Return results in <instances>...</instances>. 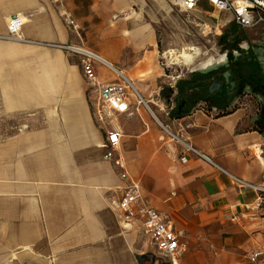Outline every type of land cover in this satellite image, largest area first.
Listing matches in <instances>:
<instances>
[{
    "label": "crops",
    "instance_id": "obj_1",
    "mask_svg": "<svg viewBox=\"0 0 264 264\" xmlns=\"http://www.w3.org/2000/svg\"><path fill=\"white\" fill-rule=\"evenodd\" d=\"M82 2L0 0V53L24 57L15 50L28 42L73 44L94 52L78 43L77 32L62 15L70 12L79 24ZM135 2L116 0L114 8L111 0H99L98 6L122 11ZM41 5L46 11L33 15L22 28L26 42L1 38L8 34L10 16ZM130 35L137 43L144 40L140 29ZM119 42L102 38L108 50L101 55L115 63L112 51ZM95 67L102 83L119 82L108 66L97 61ZM69 85L72 93L61 100L65 104L43 124L23 126L0 138V264L162 262L143 219L125 223L112 204L125 186L120 171L105 157L107 131L114 129L122 134L119 152L130 176L140 182L145 201L179 234L183 264H264V204L255 189L264 184V161L257 153L261 147L264 157V132L247 128L249 106L232 103L220 114L199 103L180 117L172 110L169 135L146 122L143 114L144 124L132 113L143 105L135 93L128 96V112H114L112 121L101 123L96 115L99 90L78 79ZM13 86L19 88L11 98L2 77V107L21 112L27 102L26 83L18 80ZM174 136L210 160L185 151ZM258 250L263 254L254 259L252 253Z\"/></svg>",
    "mask_w": 264,
    "mask_h": 264
},
{
    "label": "rangeland",
    "instance_id": "obj_2",
    "mask_svg": "<svg viewBox=\"0 0 264 264\" xmlns=\"http://www.w3.org/2000/svg\"><path fill=\"white\" fill-rule=\"evenodd\" d=\"M158 3H164L166 7L155 6L151 0H136L133 7L115 11L110 6L99 7V0H83L76 15L80 24L77 42L97 54H104L108 49L101 44L102 38L121 39V43L113 47V60L117 67L126 70L125 76L135 82L159 119L147 109L145 102L140 110L136 107L132 113L137 114L144 124L140 115L143 114L146 122L170 135L167 122L170 112L176 107L178 90L216 93L222 86L224 74L235 67L242 57L254 53L261 62L264 58V24L242 27L243 30L236 32L232 13L216 9L208 2L192 12L180 11L171 0H160ZM111 5L115 8L116 0H111ZM136 29L142 30L144 35V40L139 43L130 35ZM21 46L30 49L31 54L23 57L0 53V138L23 126L43 124L52 112L65 104L61 100L72 93L71 79L85 81L78 54L55 45L28 42ZM191 46L207 51L214 58L213 62L204 63L197 69L170 62V50ZM49 52L58 53L63 59L56 63L49 59ZM58 69H63L61 83L42 81L44 75H53ZM135 71L136 74L132 73ZM114 74L121 81L122 75ZM4 76L11 98L14 88H19L13 86L14 83L18 80L23 85L26 83L27 102L25 107L22 105L21 112H7L2 107ZM24 88L21 86L22 91ZM242 90L233 105L249 106L250 124L247 128L264 132V98L253 89Z\"/></svg>",
    "mask_w": 264,
    "mask_h": 264
},
{
    "label": "built area",
    "instance_id": "obj_3",
    "mask_svg": "<svg viewBox=\"0 0 264 264\" xmlns=\"http://www.w3.org/2000/svg\"><path fill=\"white\" fill-rule=\"evenodd\" d=\"M57 2L59 0H50ZM203 0H175V6L182 12H192ZM213 7L232 13L234 20L243 28H251L264 24V0H206ZM44 5L28 12H21L10 16L7 20L8 34L3 39L18 40L26 42L20 35L22 28L29 19L41 12H45ZM62 15L68 27L78 32L79 24L70 12L62 11ZM58 48L67 49L81 58L82 71L85 81L92 87L99 90L101 105L97 109V118L101 123L112 121L114 112L125 113L130 110L128 96L135 93L139 104L145 99L138 93L132 80L125 75L120 76L121 81L114 83H102L99 80L95 64L98 56L89 49L78 45H55ZM122 134L119 130L107 131L106 154L107 160L120 171L125 181L122 196L115 199L112 204L119 211L125 223L142 218L145 231L153 238V242L162 254L160 264H183L182 255L184 245L180 242V236L173 226L167 221L166 216L148 205L145 201L142 186L139 181L133 179L126 170V163L123 155L119 152ZM175 137V136H174ZM183 143L185 151L209 159V157L186 141L175 137ZM184 162L187 157H183ZM210 160V159H209ZM240 182L254 187L245 181ZM258 191L260 203L264 204V184L255 186ZM263 254L262 250L252 253V257L258 258Z\"/></svg>",
    "mask_w": 264,
    "mask_h": 264
},
{
    "label": "trees",
    "instance_id": "obj_4",
    "mask_svg": "<svg viewBox=\"0 0 264 264\" xmlns=\"http://www.w3.org/2000/svg\"><path fill=\"white\" fill-rule=\"evenodd\" d=\"M241 28L234 21L236 32L243 30ZM239 61L235 67L224 74L222 86L216 93L178 90L175 96L176 107L173 109L172 115L180 117L199 103H204L206 109L216 108L220 110V114H225L227 108L244 88L253 89L264 98V71L257 55L251 53V55H245Z\"/></svg>",
    "mask_w": 264,
    "mask_h": 264
},
{
    "label": "bare ground",
    "instance_id": "obj_5",
    "mask_svg": "<svg viewBox=\"0 0 264 264\" xmlns=\"http://www.w3.org/2000/svg\"><path fill=\"white\" fill-rule=\"evenodd\" d=\"M121 2H126L127 0H119ZM158 1L160 2V0H152L151 2L155 5V6H165L164 3H158ZM167 1L168 0H164ZM174 1V0H173ZM166 7V6H165ZM139 33V32H138ZM188 49L190 51H188ZM17 52H19L22 55H29L31 54V50H27L25 48L22 49H17L15 50ZM13 51L10 50V53H12ZM15 53V52H14ZM170 54V62L173 64H179L180 66H183L184 68H189V69H197L200 67H203L204 63H212L213 62V57L210 56L207 51H202L199 47L196 46H191L189 48H182L181 50H170L169 51ZM98 56V60L103 63L104 65L108 66L109 69H112L113 71H115L117 74L119 75H125V71L120 69L119 67H117L115 65V63L109 59L107 56L101 55V54H97ZM49 59H51L52 61L55 60L56 63L61 62V60L63 59L62 56H60L58 53H48ZM262 65L264 66V58H262L261 60ZM62 75H63V69H58L53 75L49 74V75H44V78L42 79V81H44L45 83H51L52 79H55L57 81H59L60 79H62ZM32 104L34 102H31ZM147 109L155 116V112L154 110L151 108V106L146 102L145 103ZM157 119H159L157 117ZM257 153L259 155V157L264 161V157H263V149H261V147H258L257 149Z\"/></svg>",
    "mask_w": 264,
    "mask_h": 264
},
{
    "label": "water",
    "instance_id": "obj_6",
    "mask_svg": "<svg viewBox=\"0 0 264 264\" xmlns=\"http://www.w3.org/2000/svg\"><path fill=\"white\" fill-rule=\"evenodd\" d=\"M260 64H261V67H262V69H263V71H264V66L262 65V62H260Z\"/></svg>",
    "mask_w": 264,
    "mask_h": 264
},
{
    "label": "flooded vegetation",
    "instance_id": "obj_7",
    "mask_svg": "<svg viewBox=\"0 0 264 264\" xmlns=\"http://www.w3.org/2000/svg\"><path fill=\"white\" fill-rule=\"evenodd\" d=\"M260 61V60H259ZM261 65V64H260ZM262 117L264 118V114L262 115Z\"/></svg>",
    "mask_w": 264,
    "mask_h": 264
}]
</instances>
